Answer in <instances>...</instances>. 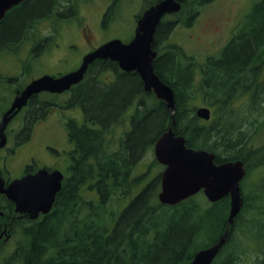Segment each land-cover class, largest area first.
Listing matches in <instances>:
<instances>
[{
    "label": "trees",
    "instance_id": "1",
    "mask_svg": "<svg viewBox=\"0 0 264 264\" xmlns=\"http://www.w3.org/2000/svg\"><path fill=\"white\" fill-rule=\"evenodd\" d=\"M76 1L24 0L13 7L0 21V52L18 51L24 40H31L28 32L33 39L38 36L33 30L41 21L72 17ZM209 1L196 0L199 5ZM63 5L69 6L59 12ZM171 27L163 21L157 25L152 50L158 55L155 74L174 93L173 117L163 101L143 90L136 73L122 72L108 59L96 60L68 100L83 112L82 123L72 119L66 124L73 145L70 175L51 212L32 223L30 236L23 230L26 242L0 264H188L195 252L219 240L227 226L228 197L204 211H199L194 197L161 205V172L146 180L152 166L139 173L135 167L174 120L173 130L184 137L186 146L213 153L215 163L240 160L245 178L264 170V143H255L264 127V0L251 6L225 45L201 64L179 46L160 48ZM110 72L116 74L113 81L101 79ZM199 105L210 109L208 121L196 117ZM129 112L127 129L115 138L113 127L123 124ZM255 112L259 118L252 120ZM250 188L249 198L263 212L264 184ZM242 197L246 205L248 198L243 193ZM126 199V206L104 218L107 204L116 201L119 208ZM236 226L237 219L212 264H235V254L226 253L234 230L246 228L241 231L253 235V226Z\"/></svg>",
    "mask_w": 264,
    "mask_h": 264
},
{
    "label": "rangeland",
    "instance_id": "2",
    "mask_svg": "<svg viewBox=\"0 0 264 264\" xmlns=\"http://www.w3.org/2000/svg\"><path fill=\"white\" fill-rule=\"evenodd\" d=\"M153 1L155 0H118L113 3L111 9H105L108 2V7L112 4V0H108V2L105 0H77L72 4V8L74 9L72 18L69 17L68 19L57 22L52 18L41 21L33 30L38 36H35L33 39L31 32H28L26 37L30 36L31 41L37 43L33 48L38 46L41 49L43 38H49L48 43H50V46L41 55L37 56L34 61L30 62V67L27 69V76L21 78L19 82H24V80L28 82L42 75L59 76L70 72L74 68L78 56L76 54H70L67 57V46L69 44H78L82 49L84 47L83 41L85 36L89 39L91 45H99V43L112 39H118L123 43L128 42L133 37L138 17L148 6H151ZM257 1L210 0L203 5H199V3L197 5L196 0H187L186 5L180 12L164 18V22L171 21L174 23L166 40L161 43L160 48L165 50L164 47L167 45L179 46L187 56L193 58L195 63L201 64L208 56L214 55L225 45L233 34L232 32L239 27L243 16L248 14L251 6ZM63 6L60 11L58 10L59 12H63V9H67L69 5ZM198 11L199 13L196 15L195 13ZM103 14H105V21L101 17L104 16ZM190 17L191 19H189ZM24 42L19 45L18 51H13V54L0 55V58H2L0 59L1 72L14 74L17 71V64L19 62L20 65V61L23 60L25 55L26 44L23 46ZM106 77H108V80H114V77H111V75H101L102 80H106ZM97 78H100V75ZM66 97L67 95L58 97L44 93L41 100L50 103L51 106L53 104L61 105L67 100ZM152 100L150 97V101ZM261 108L262 106L260 110ZM50 109H48L50 113L47 115L46 120L37 123L33 128L31 135L33 139L32 147H29V150L31 148L35 150L44 145H49L52 146L51 149H56L53 147L62 145V134L56 127L58 124L55 123L57 115H54V112ZM262 112H264V109H262ZM258 113L255 112L252 114V120L259 118ZM129 115L130 112L125 115L126 118H124L123 124L119 123V126L113 127L112 133L114 137H117L127 129ZM75 117H80L79 112H76ZM256 138L255 143L263 145L264 127L258 130ZM18 151L24 152V149L19 148ZM47 156L51 157L55 155L48 151ZM53 160V158H46L42 162V166L51 165ZM149 166H152V169L148 172L146 180L163 170V167L154 158L153 148H150L143 158L141 157L139 159L135 167V173L146 171ZM241 183L245 184L243 186L244 192L242 191V193L248 199L247 204H244L245 206H243L241 213L237 217V226H253V228L249 229L253 235H248L247 237L243 231L246 228H241L243 229L242 231L236 228L233 232L232 242L237 243L234 244L233 248L228 247V252L226 253L229 254L230 252L233 255L235 254V259L232 263L259 264L264 259V252L262 253L264 245V208L262 209L263 212H260L256 202H253L255 200L251 197L249 198L248 194L249 192L251 194V185L264 184V170H255L251 176L243 178ZM127 202L128 199L120 202L119 208L116 201L107 204L103 209L105 211L104 218H110L111 211L116 210L118 212L120 208L126 206ZM194 202L200 207L199 211L206 210L210 205L202 192L194 195ZM255 204L257 205V210L254 209ZM26 240L27 237L24 236L23 229L18 228L14 239L4 246V255H1L0 261L4 257L3 260H6L14 249L18 245L24 244Z\"/></svg>",
    "mask_w": 264,
    "mask_h": 264
},
{
    "label": "water",
    "instance_id": "3",
    "mask_svg": "<svg viewBox=\"0 0 264 264\" xmlns=\"http://www.w3.org/2000/svg\"><path fill=\"white\" fill-rule=\"evenodd\" d=\"M22 1L24 0H0V20L9 9ZM183 1L160 0L145 9L138 18L134 36L128 43L118 39L110 40L86 54L76 70L59 77L43 75L32 80L2 118L0 147L4 144L3 129L9 120L8 115L14 109L23 106L32 94L41 91L61 93L71 85L79 83L88 66L96 59H109L116 62L122 71L136 72L143 90L152 92L157 99L163 101L173 117L174 93L154 72L153 60L156 51L152 50V43L161 18L178 12ZM195 115L199 119L209 120L210 110L205 106L198 107ZM173 124L174 120L153 145L154 157L164 167L157 199L162 205L173 206L201 190L209 202L229 197L228 225L224 232L215 244L197 251L188 263L211 264L228 237L229 225L243 205L239 185L245 169L240 161L216 164L212 153L187 147L184 137L172 131ZM61 180L62 175L58 171L48 172L42 169L34 175L15 180L6 189L2 188L0 180V192L16 203V211L29 212L31 218H36L39 212L47 214L51 210L55 195L60 190ZM260 264H264V260Z\"/></svg>",
    "mask_w": 264,
    "mask_h": 264
},
{
    "label": "flooded vegetation",
    "instance_id": "4",
    "mask_svg": "<svg viewBox=\"0 0 264 264\" xmlns=\"http://www.w3.org/2000/svg\"><path fill=\"white\" fill-rule=\"evenodd\" d=\"M105 1L108 2V0ZM186 2L187 0L183 3V5ZM108 4H106L105 9H111L113 2L109 7L107 6ZM197 13H199V11ZM105 14H103L104 16H101L104 21L106 19L104 18ZM189 19H191V17ZM165 22L169 24L174 23L171 21ZM165 22L163 21V23ZM236 29L232 33H234ZM48 42L49 38H43L41 42V49H39L38 46H36V49L33 48L37 43H34L31 40L24 42L23 46L26 44L25 55L23 60L20 61V65L19 62L17 64V71L14 74L0 71V123L4 114L11 108L17 96L21 95L26 86L32 80H34L31 79L28 82L25 80L24 82H19L21 78L27 76V69L30 67V62L34 61L37 56L41 55L42 52L46 51L50 46V43ZM83 42L84 47L82 49L78 44H69L67 46V57H69L70 54H76L78 56V60L76 61L74 68L70 72L76 70L80 66L82 58L86 54L95 50V48L100 46L105 41L99 43V45H91L89 39H87V37L85 36ZM0 55L3 54L0 52ZM156 57H158V55H156ZM95 61H93L91 65ZM91 65H89L88 70H90ZM126 73L133 74L136 72ZM110 75L114 78L116 77L115 73H108V76ZM107 78L108 77H106V80ZM79 84L80 83L73 84L67 90L61 93L41 91L39 93L32 94L29 96L23 106H21L19 109H14L12 114L8 115L9 120L7 121L3 129L4 144L2 147H0V180L2 181L0 182L2 183V188L6 189L15 180L21 179L25 176L34 175L42 169H46L48 172L58 171L62 175V187L63 182L70 175V168L73 164V156L70 155L71 151L73 150V145L68 140V130L66 128V124L72 119H74L77 123H82L83 121V112L81 108L76 104L68 103L71 94H73L76 86ZM44 93L58 97L67 95V100L61 105L53 104L51 106L50 103L41 100ZM48 109L54 112V115H57L55 123L58 124L56 125V127L62 134V145L60 144L53 147L56 149H51L52 146L44 145L38 149L33 150L31 148L29 150V147H32L33 139L31 135L33 132V128L37 123L44 122L46 120L47 115L50 113ZM76 112H79L80 117H75ZM21 131L23 132L21 133ZM24 133L26 137L24 136V138L20 140V135ZM19 148H23L24 152L18 151ZM48 151H50L55 156H47ZM46 158H53L54 160L51 165L47 164L48 166H42V162ZM47 214H42L41 212H39L36 218H31V214L29 212L16 211V203L8 199L4 193L0 192V258L3 254L4 246L8 244V242H10L12 239H14V235L17 233L18 228H22L23 230H25L26 228L27 233L30 236L29 229L31 228L32 223L41 221Z\"/></svg>",
    "mask_w": 264,
    "mask_h": 264
},
{
    "label": "bare ground",
    "instance_id": "5",
    "mask_svg": "<svg viewBox=\"0 0 264 264\" xmlns=\"http://www.w3.org/2000/svg\"><path fill=\"white\" fill-rule=\"evenodd\" d=\"M71 3H72V2H71ZM52 7H53V6H52ZM259 22H260V21H259ZM247 35H248V34H247ZM96 69H97V68H96ZM100 70H101V69H100ZM168 76H169V75H168ZM162 82H163V81H162ZM213 87H214V86H213ZM92 96H93V95H92ZM78 101H79V100H78ZM70 102H71V101H70ZM164 106H165V105H164ZM161 109H163V108H161ZM90 118H91V117H90ZM172 121H173V120H172ZM171 123H172V122H171ZM214 123H215V122H214ZM91 124H92V123H91ZM174 124H175V121H174ZM174 124L172 125V131H173V132H174V130H173V126H174ZM196 125H197V124H196ZM170 126H171V124H170ZM170 126H169V127H170ZM169 127H168V128H169ZM102 130H103V129H102ZM166 131H167V130H166ZM162 134H163V133H162ZM162 134H161V135H162ZM161 135H160V136H161ZM144 137H145V136H144ZM158 138H159V137H158ZM217 140H218V139H217ZM124 142H125V141H124ZM100 143H101V142H100ZM123 144H124V143H123ZM99 145H100V144H99ZM198 145H199V144H198ZM64 153H65V152H64ZM105 155H106V154H105ZM112 156H113V155H112ZM117 158H118V157H117ZM73 159H74V158H73ZM120 161H121V160H120ZM125 161H126V160H125ZM237 161H240V160H237ZM237 161H230V162H237ZM240 162H242V161H240ZM125 163H126V162H125ZM242 163H243V162H242ZM123 172H124V171H123ZM117 173H118V172H117ZM124 174H125V173H124ZM89 190H90V189H89ZM13 205H14V204H13ZM44 219H45V218H44ZM232 223H233V222H232ZM232 223H231V224H232ZM231 224H230V225H231ZM227 225H228V222H227ZM230 225H229V227H230ZM248 226H249V225H248ZM226 227H227V226H226ZM229 227H228V228H229ZM256 228H257V227H256Z\"/></svg>",
    "mask_w": 264,
    "mask_h": 264
},
{
    "label": "snow or ice",
    "instance_id": "6",
    "mask_svg": "<svg viewBox=\"0 0 264 264\" xmlns=\"http://www.w3.org/2000/svg\"><path fill=\"white\" fill-rule=\"evenodd\" d=\"M162 145H163V142H162Z\"/></svg>",
    "mask_w": 264,
    "mask_h": 264
}]
</instances>
